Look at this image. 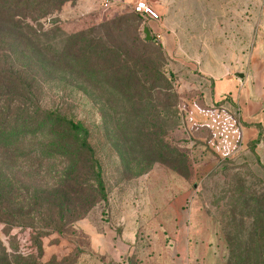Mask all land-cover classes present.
I'll return each mask as SVG.
<instances>
[{"label": "rangeland", "instance_id": "374dc122", "mask_svg": "<svg viewBox=\"0 0 264 264\" xmlns=\"http://www.w3.org/2000/svg\"><path fill=\"white\" fill-rule=\"evenodd\" d=\"M29 1L23 32L51 49L25 60L32 65L22 78L31 83L39 107L88 129V156L98 166L104 191L90 192L97 179L85 173V156L73 161L41 140L20 144V157L10 147L0 150L6 171L17 180L13 205L4 206L0 221V264H102L79 228L87 216L116 233L136 232L124 264H240L245 258L264 264V237L256 244L250 236L253 219L247 213L255 198L264 209V164L248 150L217 147L208 123L221 110L209 101L210 74L214 69L223 74L227 56L241 51L232 42L246 37L245 0H154L159 24L121 0H109L107 7L103 0ZM144 26L153 40L148 49L141 47ZM0 36L14 39L3 28ZM82 42L84 48L92 44L94 56L102 55L98 70H81L58 53L71 51L74 43L81 48ZM167 137L189 160L172 156L186 177L170 172L162 198L169 206L160 211L155 202L170 169L158 151ZM74 168L84 180L73 185L79 193L72 196L66 192ZM164 214L168 235L158 226ZM177 229L199 233L198 244L210 258H173L178 247L186 249L172 234Z\"/></svg>", "mask_w": 264, "mask_h": 264}, {"label": "trees", "instance_id": "16d2710c", "mask_svg": "<svg viewBox=\"0 0 264 264\" xmlns=\"http://www.w3.org/2000/svg\"><path fill=\"white\" fill-rule=\"evenodd\" d=\"M29 3V0H0V28L10 30L14 34V39L0 36V150L10 147L14 151L13 156L20 157L24 156L20 153L16 154L20 144L34 146L35 142L41 140L44 141L42 143L48 144L50 147L53 145L57 150H61L62 155L74 157L73 161L79 162L78 157L85 156L87 157L86 161H83L85 173L87 176L97 179L95 188H92L90 192H93V195H98L103 193L104 186L97 164L94 165L88 156V154L92 155L88 129L82 123L68 118L59 111L39 107L35 94L31 92V83L22 78L24 70H28L32 65L27 64L25 60H36L38 55H42L44 52L48 54L51 49L46 45L39 46L33 41V37L28 34L27 36L23 32L26 21L23 9L28 8ZM136 14L144 18L140 14ZM84 41L92 42L87 39ZM151 41H142L141 47L147 48ZM83 43L81 48L76 47L77 45L74 43L71 51L63 48L58 53L63 55L65 59H71L81 70L89 69L92 72L98 70L99 58L102 55L95 52L96 55L94 56L90 52L92 44L90 43L84 48ZM20 60L26 63L25 66L19 63ZM130 110L136 113L135 108H130ZM256 143L250 144L251 150L254 149ZM160 144L161 148L158 151L160 162L179 175L186 177L184 171L174 160L177 156L183 158L184 161L189 160L188 154L175 147L168 137L167 142ZM30 154L33 152H27V155L30 156ZM172 156L175 158L172 159ZM3 159V153L0 152V221L5 217L6 210L4 209L6 208L4 206L11 207L13 205L15 200L13 195L17 184L14 174L6 171ZM75 170L74 168L73 172L68 175L72 186L66 192L72 196L79 193V189H74L73 185L81 184V181L84 180L80 172L75 173ZM8 187L10 189L6 190ZM253 201L256 205L252 206L250 212L247 213L253 219L249 234L255 237L257 244V239L264 237V209L259 206V198H255ZM90 208L91 206L84 211L82 217L87 214ZM251 262L253 263L252 259L245 258L240 264H251Z\"/></svg>", "mask_w": 264, "mask_h": 264}, {"label": "crops", "instance_id": "0c3cea01", "mask_svg": "<svg viewBox=\"0 0 264 264\" xmlns=\"http://www.w3.org/2000/svg\"><path fill=\"white\" fill-rule=\"evenodd\" d=\"M121 1L130 5L138 0ZM147 1L155 7L154 0ZM225 1L231 2L233 0ZM252 2L256 4L255 11L253 10L255 6L251 7L250 5ZM243 5L245 8L242 13L248 26L242 33H246V37L235 41L236 43L232 42V47L241 49V51L239 54L234 52L227 56L229 61H226V64L228 67L223 74L220 70L215 72V69L210 74L209 101L212 107L215 106L213 104H219L221 110H215V113L209 116L208 123L211 133L213 132V142L217 147L230 148L236 146L238 152L248 150L250 154L256 156L259 162L264 164V0H245ZM249 27L251 28L249 29ZM248 33H255V35L249 36ZM164 40L169 42L167 37H164ZM226 46L224 45V48ZM232 64H237L238 67L233 69ZM252 142H257L253 151L250 150ZM170 172L176 174L171 169L164 173L166 182L162 185L164 188H160V197H157L158 201L155 202L156 207L154 209L158 208L160 211L168 209V202L163 201L162 198L164 194H168L167 180ZM152 173H150V179L155 178ZM159 222L158 226L163 228L162 234H171L167 229L170 222L166 219V214L161 215ZM79 228L91 249V254L99 260L98 262L102 260V264H106V262L124 264L123 260L126 259L127 252L134 250L131 243L137 241L138 238L136 232H129L126 236V229L121 233H116L112 226L102 225L100 219L91 216L82 219ZM172 234L178 237L177 241L182 246L186 245V249L184 247L179 249L178 247L173 258L195 259L206 256L210 258L209 250L207 252L202 251L198 244L199 233L190 235L184 229H177L172 231ZM162 241L166 244V241L161 238ZM168 256V251H166L165 258Z\"/></svg>", "mask_w": 264, "mask_h": 264}, {"label": "built area", "instance_id": "2783aa9c", "mask_svg": "<svg viewBox=\"0 0 264 264\" xmlns=\"http://www.w3.org/2000/svg\"><path fill=\"white\" fill-rule=\"evenodd\" d=\"M102 4L107 7L112 3L109 0H103ZM131 10L134 13H138L146 18L148 22H153L155 24L161 23V15L151 4H149L145 0H138L136 2H133V4H131Z\"/></svg>", "mask_w": 264, "mask_h": 264}, {"label": "water", "instance_id": "95a60500", "mask_svg": "<svg viewBox=\"0 0 264 264\" xmlns=\"http://www.w3.org/2000/svg\"><path fill=\"white\" fill-rule=\"evenodd\" d=\"M143 33L145 34V41H151L152 36L150 35V29L148 26H144Z\"/></svg>", "mask_w": 264, "mask_h": 264}]
</instances>
